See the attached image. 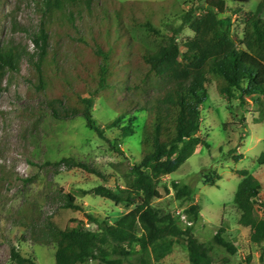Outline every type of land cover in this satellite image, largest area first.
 <instances>
[{"label": "trees", "instance_id": "trees-1", "mask_svg": "<svg viewBox=\"0 0 264 264\" xmlns=\"http://www.w3.org/2000/svg\"><path fill=\"white\" fill-rule=\"evenodd\" d=\"M4 2L0 0V6ZM36 6L40 14L36 28L14 23L30 37L32 52L14 42L0 41V95L4 78L18 73L26 58L33 92L53 119L81 117L119 154H123L125 140L137 134L136 114L143 113L145 122L141 159L124 174V185H101L82 192L131 210L114 223L88 215L96 229L74 226V220L62 225L53 217L40 224L37 218L31 225V238L40 245L55 244L56 264H162L176 246L186 247L188 264H216L214 247L228 255L217 264H234L230 257L237 255L238 248L225 237V219L208 244L201 242L194 233L201 218L194 189L183 182L163 184L200 146L210 148L201 136L202 108L210 88L241 106L251 100L255 113L264 119V0L252 13L231 9L225 0H207L202 7L189 9L175 0H38ZM242 14L243 33L237 40L233 16ZM172 15L181 21L179 25L168 23ZM168 26L172 35L156 50L138 43L131 34L136 29L160 36L159 28ZM186 27L194 36L180 45L178 36ZM124 93L127 97L119 100L117 95ZM100 99L116 112L104 125L94 117ZM126 119L128 123L121 127ZM108 129L120 131L113 141L105 136ZM258 163L264 166V152ZM50 164L102 176L73 157ZM236 174L242 177L234 197L239 224L250 229L251 242L260 246L264 243V218L257 213V205L263 186L248 170ZM172 192L174 199L186 206L183 215L157 204ZM61 208L82 210L71 193ZM11 260L36 264L32 256L25 257L14 247Z\"/></svg>", "mask_w": 264, "mask_h": 264}, {"label": "rangeland", "instance_id": "rangeland-1", "mask_svg": "<svg viewBox=\"0 0 264 264\" xmlns=\"http://www.w3.org/2000/svg\"><path fill=\"white\" fill-rule=\"evenodd\" d=\"M38 0H5L0 6V41L14 42L33 51L30 37L14 27L36 28L40 22L37 11ZM134 1V0H119ZM164 1V0H143ZM182 7H202L207 0H175ZM231 9H242L243 13L257 10L263 0H225ZM179 10V9H178ZM176 10V11H178ZM244 16L234 15V37L239 40L243 33ZM264 17V14H263ZM168 23L179 25L181 21L172 15ZM161 35L155 36L143 30H131L132 37L151 49L164 45L172 35L168 27L159 28ZM194 34L188 27L178 36L180 45ZM29 64L24 58L20 71L9 73L4 78L0 95V262L16 264L11 260L14 247L25 257H33L36 264H56V246L53 243L40 245L31 238V225L46 223L53 217L65 225L68 220L74 226L96 229L88 215L99 221L114 223L131 208L96 196L82 195L105 185L123 186L128 168L141 159V129L145 122L143 113H137L134 126L137 134L125 140L121 146L123 154L115 152L111 144L89 129L81 117L58 121L50 116L43 103L33 92ZM119 100L127 94H118ZM96 122L104 125L116 117L112 106L104 99L97 100L94 107ZM201 136L210 148L200 146L187 163L172 176L164 179L163 185L183 182L195 191V202L201 207V218L194 226L196 237L208 244L217 233L222 220L226 221L225 237L237 248L236 256L230 257L234 264L261 263L264 243L255 245L250 240V229L239 224V212L234 207V197L242 177L237 170H248L262 184L263 190L257 213L264 218V166L258 158L264 152V119L255 113L251 100L245 106L239 101H228L220 96L215 87L209 89V99L202 108ZM263 122V123H262ZM128 123L124 120L120 126ZM119 129L106 130L105 136L113 141ZM233 156H243L234 160ZM63 157H73L85 163L102 176L80 168L53 166L50 163ZM163 185L161 189H163ZM76 197L81 211L62 209L67 195ZM171 195H163L159 206L183 215L186 207ZM186 222L185 217H182ZM184 226V224L182 223ZM216 264L228 255L217 247L213 248ZM88 264H98L96 261ZM162 264H188L186 247L176 246L172 255Z\"/></svg>", "mask_w": 264, "mask_h": 264}]
</instances>
